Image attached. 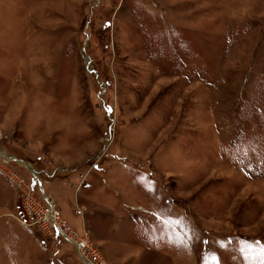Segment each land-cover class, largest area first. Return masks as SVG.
<instances>
[{
	"label": "rangeland",
	"instance_id": "1",
	"mask_svg": "<svg viewBox=\"0 0 264 264\" xmlns=\"http://www.w3.org/2000/svg\"><path fill=\"white\" fill-rule=\"evenodd\" d=\"M0 154V264H84L27 192L114 264H264V0H0Z\"/></svg>",
	"mask_w": 264,
	"mask_h": 264
},
{
	"label": "built area",
	"instance_id": "2",
	"mask_svg": "<svg viewBox=\"0 0 264 264\" xmlns=\"http://www.w3.org/2000/svg\"><path fill=\"white\" fill-rule=\"evenodd\" d=\"M0 158L7 161L6 157L2 156ZM12 176H14L13 173L10 175L11 179H13ZM23 184L25 186V183ZM32 184L33 182L28 181L27 188L29 191L33 190ZM30 193L31 192H27V198H23L21 204L25 216L24 219L26 221L33 224L39 230L50 234L53 238L64 239L66 242L73 245L84 264H114L103 256L86 230L82 231V233H78L74 229H71L68 223L61 218L60 212L56 210L50 198L42 196V200L45 204L42 205L30 196Z\"/></svg>",
	"mask_w": 264,
	"mask_h": 264
},
{
	"label": "bare ground",
	"instance_id": "3",
	"mask_svg": "<svg viewBox=\"0 0 264 264\" xmlns=\"http://www.w3.org/2000/svg\"><path fill=\"white\" fill-rule=\"evenodd\" d=\"M1 153H2V152H1ZM2 154L4 155V153H2ZM2 154H0V157H1ZM3 157H5V156H3Z\"/></svg>",
	"mask_w": 264,
	"mask_h": 264
},
{
	"label": "crops",
	"instance_id": "4",
	"mask_svg": "<svg viewBox=\"0 0 264 264\" xmlns=\"http://www.w3.org/2000/svg\"><path fill=\"white\" fill-rule=\"evenodd\" d=\"M38 187L40 188V186L38 185ZM41 189V188H40ZM41 190H43L44 191V189L42 188Z\"/></svg>",
	"mask_w": 264,
	"mask_h": 264
},
{
	"label": "water",
	"instance_id": "5",
	"mask_svg": "<svg viewBox=\"0 0 264 264\" xmlns=\"http://www.w3.org/2000/svg\"><path fill=\"white\" fill-rule=\"evenodd\" d=\"M14 158V157H13ZM16 159V158H15ZM17 160V159H16Z\"/></svg>",
	"mask_w": 264,
	"mask_h": 264
}]
</instances>
